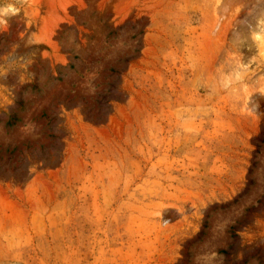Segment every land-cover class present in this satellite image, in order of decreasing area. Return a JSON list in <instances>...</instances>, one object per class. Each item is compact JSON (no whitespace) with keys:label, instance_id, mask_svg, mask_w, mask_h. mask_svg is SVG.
Returning a JSON list of instances; mask_svg holds the SVG:
<instances>
[{"label":"rangeland","instance_id":"obj_1","mask_svg":"<svg viewBox=\"0 0 264 264\" xmlns=\"http://www.w3.org/2000/svg\"><path fill=\"white\" fill-rule=\"evenodd\" d=\"M260 135L264 0H0V264H264Z\"/></svg>","mask_w":264,"mask_h":264},{"label":"trees","instance_id":"obj_2","mask_svg":"<svg viewBox=\"0 0 264 264\" xmlns=\"http://www.w3.org/2000/svg\"><path fill=\"white\" fill-rule=\"evenodd\" d=\"M7 124L8 125H12L13 124V121H9V122H7ZM257 142H259V143H262L263 141H264V138H263V135H260V137H258V138H256L255 139ZM258 144H256V147L258 148ZM256 148V150H255V152H258V149ZM254 165V163H252V165L251 166H253ZM234 202L236 201V200H233ZM222 254H224L225 256H227L228 255V252L226 251V250H223L222 251Z\"/></svg>","mask_w":264,"mask_h":264}]
</instances>
